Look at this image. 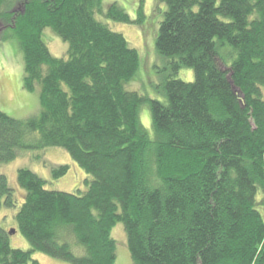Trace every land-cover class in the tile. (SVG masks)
<instances>
[{
    "label": "trees",
    "instance_id": "1",
    "mask_svg": "<svg viewBox=\"0 0 264 264\" xmlns=\"http://www.w3.org/2000/svg\"><path fill=\"white\" fill-rule=\"evenodd\" d=\"M103 1L0 0V41L19 40L22 87L40 95L26 119L0 106V166L59 147L91 176L85 190H50L20 167L15 217L31 248L12 247L0 224V264H40L35 252L116 264L118 223L132 264H264V0H158L156 51L173 72L162 99L129 89L141 55L97 18L142 24L143 2L133 19ZM47 28L68 43L66 57L50 51ZM181 68L194 80L174 77ZM51 170L58 179L69 166ZM18 204L0 173V209Z\"/></svg>",
    "mask_w": 264,
    "mask_h": 264
},
{
    "label": "rangeland",
    "instance_id": "2",
    "mask_svg": "<svg viewBox=\"0 0 264 264\" xmlns=\"http://www.w3.org/2000/svg\"><path fill=\"white\" fill-rule=\"evenodd\" d=\"M117 1L127 13L133 18H137V8L141 2L144 5V22L123 23L107 19L97 15V18L107 23L113 30L122 33L128 40L130 46L136 48L141 55V66L131 82L130 90H135L143 96L162 99L163 86L169 77H173V72L168 59L159 55L156 51V34L158 35L160 23L164 17L166 6L158 0H104L106 8L108 4ZM42 38L48 44L50 51L55 57H66L68 43L47 28L42 32ZM15 37L0 41V106L6 114L18 119H26L37 114L40 109L39 91L28 92L23 89L24 57L23 51ZM222 68L230 67L229 57L224 55L219 60ZM174 77L185 81H193L194 73L190 68H181ZM133 83V84H132ZM141 121L147 130H152V115L149 104L142 106ZM48 165H47V164ZM68 165L69 172L61 178H55L51 166ZM20 167H27L34 170L38 175L46 180V187L50 190L71 192L77 189L85 190L86 180L91 176L87 174L72 159L67 150L59 147H50L42 151H30L19 156L16 160L4 163L0 166V173L5 174L9 183L16 189L19 197V204L16 208L0 209V224L11 231V245L14 248L29 250L31 245L28 240L18 230L16 213L22 203L24 191L17 184V172ZM112 235L117 243L116 264H132V259L127 244V236L122 223H118L112 231ZM33 258L40 264H71L70 262L52 257L42 252L33 253Z\"/></svg>",
    "mask_w": 264,
    "mask_h": 264
},
{
    "label": "water",
    "instance_id": "3",
    "mask_svg": "<svg viewBox=\"0 0 264 264\" xmlns=\"http://www.w3.org/2000/svg\"><path fill=\"white\" fill-rule=\"evenodd\" d=\"M11 233L13 234V233H15V230L13 229V230H11Z\"/></svg>",
    "mask_w": 264,
    "mask_h": 264
}]
</instances>
